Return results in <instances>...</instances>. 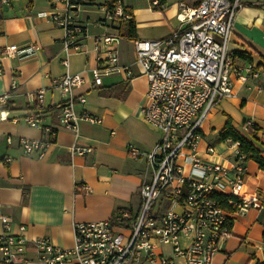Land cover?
I'll return each instance as SVG.
<instances>
[{
	"label": "crops",
	"instance_id": "0c3cea01",
	"mask_svg": "<svg viewBox=\"0 0 264 264\" xmlns=\"http://www.w3.org/2000/svg\"><path fill=\"white\" fill-rule=\"evenodd\" d=\"M120 1L133 12L136 38L122 36L120 22L108 21L98 26L97 21L104 18L107 0H89V6L76 15L87 30L79 51L64 47L65 32L50 17L62 12L63 5L54 7L48 0L0 3V94L8 91L14 80L18 83L10 106L3 112L6 118H0V215L11 219L14 233L20 232V226L26 227L24 236L29 249L35 240L43 237L57 247L72 248L76 222H114L123 210L136 217L142 206L141 184L153 177L148 155L155 151L163 134L141 114L148 79L136 61L134 41L164 38L184 27L178 19L179 4L190 0H161L162 6H155L152 0ZM242 1L244 7L236 17L230 38V53L239 67L249 64L243 59L244 54L258 68L246 82L234 77L235 96L220 99L203 122L197 150L203 162L227 167L232 166V156L239 150V143L217 141L228 118L245 137H248L247 126L260 128L255 139H248L264 158V0ZM102 35L122 38L109 48L97 51L95 38ZM8 45H17L20 49L37 45L39 49L30 56L8 58L3 53ZM108 50L116 51L118 65L130 69L131 74L103 75L102 84L96 85L93 71L112 66ZM66 59L69 67L64 64ZM68 72L80 74L85 80L73 91L76 113L81 115L87 109L102 119L101 124L80 120L78 133L62 127L61 114L55 109V105L68 97L53 81ZM41 89H45L43 104L37 100ZM80 97H86V105L79 102ZM29 114L35 115L41 125L58 129L54 144L43 158L27 155L20 146L24 138L42 139L41 128L25 123ZM8 137L12 138V144H8ZM74 146L86 152L73 153ZM210 147L214 152H210ZM187 153L184 151V157L178 162L189 172ZM6 157L11 160L6 161ZM246 166V187L264 197V170L253 160H248ZM168 208L177 209V206L167 198L156 206L159 212ZM3 232L0 221V234ZM188 243L189 240L182 241L183 246ZM157 254L174 257L173 247L157 245ZM29 255H33L32 250ZM260 262H264V209H249L234 220L231 234L212 264ZM144 264L158 263L146 261ZM175 264H186V259L175 257Z\"/></svg>",
	"mask_w": 264,
	"mask_h": 264
},
{
	"label": "built area",
	"instance_id": "2783aa9c",
	"mask_svg": "<svg viewBox=\"0 0 264 264\" xmlns=\"http://www.w3.org/2000/svg\"><path fill=\"white\" fill-rule=\"evenodd\" d=\"M10 0H0L7 5ZM62 12L50 15L52 21L64 30V47L79 51L82 40L87 37L84 24L77 14L89 6V0H48ZM155 6H162L161 0H152ZM244 7L242 0H190L179 4L178 19L185 24L179 30L164 38L135 40L136 61L148 79L145 104L141 109L145 121L162 132L161 141L155 151L148 155L153 166V177L140 187L142 206L133 217L128 210L120 211L114 222L88 221L73 225L74 245L60 248L47 237L37 239L29 249L24 236L25 226L19 233L12 231V221L0 215L4 232L0 234V264H144L146 261L158 264H175V257L186 259V264H212L221 245L230 236L232 224L237 217L249 209H264V197L246 187V156L236 150L231 167L220 163H205L197 154L202 138V125L220 99H232L234 77L246 82L256 69L254 65L239 67L230 53V38L234 22ZM43 15V14H42ZM45 16V15H44ZM120 0L113 10L105 7L104 18L98 26L108 21L113 23L129 19ZM122 37L97 36L95 50L109 48ZM37 45L20 49L8 45L3 53L8 58L20 55L30 56L38 50ZM111 67L93 71L96 85L102 84V76L114 72L131 74V70L118 65L116 51L108 50ZM69 67V60H64ZM1 72V68H0ZM256 75V74H255ZM80 74L68 72L56 78L53 85L68 99L55 105L61 114V125L75 133L79 132V121L102 123L87 109L81 115L75 111L74 89L84 83ZM18 83L14 80L8 91L0 94V118L9 106ZM45 89L37 93V100L44 103ZM79 102L86 105V97ZM14 121H18L15 119ZM25 123L42 130V139H21L20 146L31 156L43 158L54 144L58 129L41 125L32 114ZM12 144L11 137L7 139ZM130 149L140 154L133 146ZM73 153L83 154L86 150L74 146ZM190 166L186 172L178 160L184 157ZM214 152V148H209ZM10 161V157L5 158ZM218 195L227 198L224 207ZM167 198L175 208L159 212L156 206ZM189 243L183 246L182 241ZM157 245H171L174 257L157 254ZM32 250L33 255H29ZM258 264H264L260 262Z\"/></svg>",
	"mask_w": 264,
	"mask_h": 264
},
{
	"label": "trees",
	"instance_id": "16d2710c",
	"mask_svg": "<svg viewBox=\"0 0 264 264\" xmlns=\"http://www.w3.org/2000/svg\"><path fill=\"white\" fill-rule=\"evenodd\" d=\"M117 0H107L105 7L108 10H113L115 7ZM124 11L130 16L129 19L126 20H121L120 24H121V28H120V32L122 34V36H126L129 37L131 39H135L137 32H136V21L135 18L133 16V12L131 10V8H127L124 7ZM243 59L246 60L249 64L253 65V62L251 60V57L248 55H244L242 54ZM256 68H258V66H256ZM246 131L248 133V137L251 139H255V134L256 132L260 131V128L256 125L254 126H247ZM248 137L243 136L242 134H240L236 128L234 127L233 123H232V119L228 118V121L225 125V127L223 128V130L219 133L218 135V142H224V141H228L231 140L234 143H239V150L242 154H244L246 156V161L248 160H253L254 162L258 163L260 165V167L264 170V158L262 156V153L259 149H257L254 145V143L252 142V140L248 139ZM218 199L220 200L221 204L224 207H228L229 204L227 202V198L222 196V195H218Z\"/></svg>",
	"mask_w": 264,
	"mask_h": 264
}]
</instances>
